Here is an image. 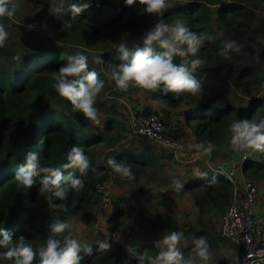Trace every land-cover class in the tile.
Listing matches in <instances>:
<instances>
[{
  "label": "trees",
  "instance_id": "16d2710c",
  "mask_svg": "<svg viewBox=\"0 0 264 264\" xmlns=\"http://www.w3.org/2000/svg\"><path fill=\"white\" fill-rule=\"evenodd\" d=\"M80 2L10 0L9 7H15L14 15L0 17V23L8 32L4 46L0 47V227L6 229L13 240L21 235L25 237L37 252L34 264L39 261L38 250L51 235L50 225L65 223L69 218L76 219L80 229L90 227L89 238L84 237L90 242L80 241L69 227L57 237L63 239L70 235L82 248H92L91 255L81 251L80 264H138L141 257L143 264H148L150 257L157 259L160 249L143 256H129L126 260L114 238L118 231L128 230L130 213L138 201L133 193L146 192L144 185L138 186L144 178L156 186L168 187L171 194L191 195L201 220L194 225L184 223L180 231L187 240L201 237L207 240L212 253L210 262L235 264L233 256L222 255L225 250L235 254V245L220 235L221 218L231 204L234 186L241 189L243 180L256 185L260 194L257 200L264 198V152L233 151L231 125L245 119L254 122L264 119V71L240 51L229 50L227 56L220 53L225 42L233 41L239 46V41L255 30L258 3L256 0H167L169 6L163 15L156 16L146 13L139 2L128 7L123 0H98L97 3L84 0L90 7L80 15L72 14L68 5ZM57 8L62 11L58 13ZM15 20L28 25L40 22L46 29L39 33L35 27L18 26ZM176 20L183 21L190 31L211 37L197 54L205 63L193 73L202 92L175 97L171 93L163 96L160 92L134 86L120 90L108 78L112 68L121 62L119 45L142 46L143 34L152 25L172 24ZM156 51L162 50L157 47ZM77 52L87 56L89 70L95 71L104 81L96 103L101 119L98 126L86 120L53 87V73L67 62L68 56ZM256 57L264 66V45ZM97 58L102 62L97 63ZM174 62L180 63L181 58L174 57ZM140 95L164 103L166 106H161V110L165 115L147 106L129 109V114L131 111L135 114L153 111L173 131L175 128L169 123L166 107L179 109L180 117L176 121L183 128L179 136L189 132L197 144L214 145L210 151L214 156L221 153L224 158L239 160L245 154L247 158L234 175V184L223 175L213 174L205 164L200 174L193 173L188 166L173 170L171 150L132 133L129 120L123 119L119 112L121 98L130 97L132 104H136ZM73 145L83 148L94 170L82 177L76 173L83 180V187L70 190L66 200H55L65 208L53 209L48 205L47 194L39 191L41 177L36 178L30 189L17 184L15 173L23 165L27 152H39L42 167H61L67 163V153ZM109 158L130 168L132 178H128L125 185L117 184L121 175L107 164ZM64 175L68 172L64 171ZM97 182H105L108 186L110 209H99L95 192ZM161 199L167 206L151 216L140 214L137 219L145 231H177L168 206L172 198L162 196ZM148 201L149 197L143 198V202ZM97 210L102 216L105 213L106 232H99L95 227ZM257 213L264 215V210H257ZM106 234L110 239H105ZM101 243L110 247L101 249L98 247ZM0 264H13V261L0 258Z\"/></svg>",
  "mask_w": 264,
  "mask_h": 264
},
{
  "label": "clouds",
  "instance_id": "9594fccd",
  "mask_svg": "<svg viewBox=\"0 0 264 264\" xmlns=\"http://www.w3.org/2000/svg\"><path fill=\"white\" fill-rule=\"evenodd\" d=\"M137 2L144 6L146 13L156 16L163 15L169 6L167 0H123L124 5L128 7L135 6ZM9 3L10 0H0V17L11 18L14 15L15 7L10 8ZM88 7L90 3L84 0L68 5L70 12L75 15H80ZM60 11L62 9L57 8V12ZM7 38L8 32L4 24L0 23V47L4 46ZM210 39L211 37L204 33L190 31L181 20L172 24L156 23L143 34L142 46L129 48L126 43L119 45L117 51L121 62L112 68L108 78L114 81L120 90L134 86L150 92H160L163 96L169 93L175 97L183 93L197 95L202 89L193 73L205 63L197 54L205 41ZM157 47L162 51L157 52ZM233 49L239 51V46L233 41L225 42L220 54L227 56L228 51ZM177 56L181 58L180 63L174 62V57ZM190 56L197 58L188 59ZM96 62L101 63V58H97ZM53 78L56 92L86 120L99 124L96 103L104 88V81L99 79L95 71L89 70L87 56L81 52L68 56L67 62L53 73ZM231 132L230 145L233 151L264 152V120L235 121L231 125ZM195 147L210 153L214 145L209 144L204 148L203 145L197 144ZM66 158L67 163L61 167H42L40 153L29 151L25 154L23 165L15 173V180L18 185L30 189L36 183V178L41 177L39 191L47 194L45 199L48 205L53 209H63L65 206L55 203V200H66L70 190L83 187V180L79 177L86 176L89 170H94L80 146L73 145ZM107 164L122 177L132 178L130 168L118 163L114 158H109ZM64 171L68 172L67 176ZM76 173H79V177ZM68 227L64 222L50 225L51 235L46 244L38 250V264H80L81 251L92 254L90 246L82 248L80 242L70 235L64 236L63 239L57 238ZM0 237V249H4L0 251V258L13 261V264H34L37 252L24 236L13 240L12 235L0 227ZM182 239V233L171 231L155 241L154 245L160 249L155 264H194L193 259H185L178 247ZM98 247L107 250L110 245L101 243ZM194 252L201 264H207L211 259L209 245L203 237L194 241ZM138 264H143L142 257Z\"/></svg>",
  "mask_w": 264,
  "mask_h": 264
},
{
  "label": "rangeland",
  "instance_id": "374dc122",
  "mask_svg": "<svg viewBox=\"0 0 264 264\" xmlns=\"http://www.w3.org/2000/svg\"><path fill=\"white\" fill-rule=\"evenodd\" d=\"M256 2L258 3V8H257L256 15H255V18H256L255 30H253L249 35L245 36L243 39L239 41V44H240L239 51L248 61H250L251 63L256 65L258 68H260L261 71H264V66L261 65V63L257 60V57H256L259 48L262 45H264V0H256ZM15 23L18 26H26L28 28L35 27L38 29L39 33L43 32V30L46 29V27L42 25V23L40 22H31L28 25L27 23L24 24L20 21L15 20ZM263 90H264V87H263ZM121 100H122V103L118 101L121 104V109L119 110V112L122 113L123 119H125L126 121L129 120L131 116L128 113L129 109L138 110V109H142L143 106L150 107L151 110H157L158 114L160 115H163V116L165 115V113L161 110V106H166V105L161 102L159 103L155 102V100L152 97H145L143 95H140L135 100L136 104H132V99L130 97L121 98ZM166 110H168L166 115L169 116L170 125L173 126L175 130L178 131L179 134L180 132H183L182 125H179L178 122L176 121V119L180 117V110L179 109H169V107H166ZM100 121L101 119L99 117V124H100ZM91 123L94 126L99 125V124H93V122ZM180 138L186 145L187 149L183 153H177V155L173 153L174 161L170 163V167H172L173 170L174 169L182 170L181 167L188 166L190 169H192L193 173H196L195 166L196 164H199L200 166L203 165L202 158L199 157L195 162H190L186 164L181 163L180 159L189 158L192 153L199 151L202 148L198 149L195 147L197 143L195 142V139L192 133L185 132V135H180ZM204 147L207 148L206 145H204ZM175 155H176V158H175ZM211 156H212L211 160L213 164L224 162L226 163V166H227L232 163H235L236 165L238 164V162H240V159L230 160L229 158H224V155L221 153H217V155L215 156L211 154ZM208 168L209 170L213 171L210 167ZM212 173L215 175H218V172L216 171ZM243 179L245 178H241V180ZM127 181H128L127 177L123 178L122 176H120V180L117 182V184L125 185V182ZM113 185L114 184L111 183L112 189H113ZM141 185H144L146 187V192L140 193L139 188L136 186L139 191L134 192L133 195H136L137 197L136 199L138 201H136L137 203L136 207L132 209L130 213V218H129V221L127 222L129 224L128 230H125L123 232L118 231L117 234L116 233L114 234V238L116 239L117 243L121 246V248L124 251V254L126 255V260L134 256H143L145 254H148V252H155L159 248L154 245V242L162 239L163 236L169 233V232H159V231H152V230L145 231L144 229H142V226L138 223V221L140 220H137L139 219L140 214L151 216L155 214L159 209L167 206L166 204L162 202L163 201L161 199L162 196H170L172 198V201L169 203L168 206H170L172 222L173 224L176 225L175 228L177 229V232L182 233V231H180L181 229L180 227L184 223L192 222V224L194 225V223H198L201 220L197 212V209L193 204L191 195H189L188 193H184L181 195L171 194L169 193L168 187H162V186L160 187L158 185L156 186L152 183L147 182L144 178H142V180L138 184V186H141ZM173 186L174 185H172V187ZM146 196L149 197V201L147 203L143 202V198ZM257 197H260L259 192L257 194ZM258 199L259 200L257 201L258 202L260 201L261 208H262L261 210L263 211L264 210V198L262 199L258 198ZM96 213L97 215H99L97 216V223L95 225L97 231L106 232L107 225L103 217L105 216V213L103 214V216L102 214L101 215L99 214L98 210L96 211ZM65 223L69 225L70 229L76 232L80 241L90 242V239H86V238H89V234L91 233L89 232L90 227L85 226L84 228L80 229V224L77 223V220L74 218L67 219ZM85 236L86 238L84 239ZM189 244H191L190 247H188ZM178 247L183 252L185 259L191 258L194 260V264H201V261L199 260V258L196 256L194 252L193 239L187 240L183 235V239L180 241ZM224 254H228V255L230 254L235 259V254L233 253V251L230 252L229 250H225L222 252V255ZM211 255L212 253L210 252V256ZM150 258H154V257H150ZM207 264H214V263L208 261Z\"/></svg>",
  "mask_w": 264,
  "mask_h": 264
},
{
  "label": "built area",
  "instance_id": "2783aa9c",
  "mask_svg": "<svg viewBox=\"0 0 264 264\" xmlns=\"http://www.w3.org/2000/svg\"><path fill=\"white\" fill-rule=\"evenodd\" d=\"M93 1L98 2V0ZM130 115L129 124L132 133L145 136L176 155L186 151V145L181 140L178 131H170L157 113L135 114L131 112ZM199 157L202 158L203 164L213 170L212 172L220 173L233 184L234 175L240 171L245 160V154H243L236 165L232 163L226 166L224 162L212 164L211 153H205L202 148L192 153L189 158L180 159V161L186 164L195 162ZM202 169L203 165L196 164L197 174H200ZM95 192L99 199L100 211L110 209L111 197L106 183L97 182ZM257 194L256 185L251 181L243 180L241 189L234 186L231 204L221 218L219 232L221 236L234 243L235 264H264V215L257 213ZM108 238L109 235L106 234L105 239L108 240ZM155 261L156 259L149 258L148 264H155Z\"/></svg>",
  "mask_w": 264,
  "mask_h": 264
},
{
  "label": "crops",
  "instance_id": "0c3cea01",
  "mask_svg": "<svg viewBox=\"0 0 264 264\" xmlns=\"http://www.w3.org/2000/svg\"><path fill=\"white\" fill-rule=\"evenodd\" d=\"M258 203H259V204H258L257 210H258V211H262V210H261L262 208H261L260 201H259Z\"/></svg>",
  "mask_w": 264,
  "mask_h": 264
},
{
  "label": "bare ground",
  "instance_id": "6f19581e",
  "mask_svg": "<svg viewBox=\"0 0 264 264\" xmlns=\"http://www.w3.org/2000/svg\"><path fill=\"white\" fill-rule=\"evenodd\" d=\"M220 175V173H218Z\"/></svg>",
  "mask_w": 264,
  "mask_h": 264
}]
</instances>
